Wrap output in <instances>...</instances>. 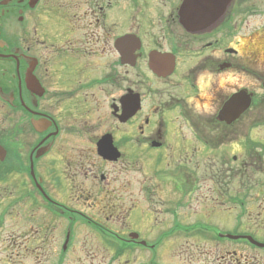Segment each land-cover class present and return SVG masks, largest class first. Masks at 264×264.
<instances>
[{
	"label": "flooded vegetation",
	"instance_id": "obj_1",
	"mask_svg": "<svg viewBox=\"0 0 264 264\" xmlns=\"http://www.w3.org/2000/svg\"><path fill=\"white\" fill-rule=\"evenodd\" d=\"M252 17L264 0H0V264H39L58 219L139 264H264Z\"/></svg>",
	"mask_w": 264,
	"mask_h": 264
},
{
	"label": "rangeland",
	"instance_id": "obj_2",
	"mask_svg": "<svg viewBox=\"0 0 264 264\" xmlns=\"http://www.w3.org/2000/svg\"><path fill=\"white\" fill-rule=\"evenodd\" d=\"M264 17H252L248 18L246 25H244V34L248 35L250 31H256L258 37L264 36V28L262 30L259 27H263ZM256 34V35H257ZM247 40L244 36V50L246 48ZM250 68V75L246 79L244 78V83L254 86L258 84L255 77L264 76V69L261 68ZM89 214L97 217L100 211L99 206L88 207L85 209ZM250 212L247 218H264V206H259V201H255L250 208ZM114 221L106 222V224L111 225ZM44 223H42L43 225ZM67 223L64 220L58 219L55 229V241H53L50 248L46 247L45 252L39 257V264H52L56 261V264H139L145 259V255L142 253L140 255H130L125 253L119 258H114L115 244L107 243L101 240L89 227H86L80 223H76L73 226L72 238L69 241L67 250L62 257L61 251L63 247V229H65ZM43 245V242L41 243ZM117 247V246H116ZM53 250L55 253L53 255ZM136 259V260H135ZM169 262L171 264H191L182 255H175L171 253L169 257ZM161 263H166V258L159 256L158 259ZM24 264H36V259L32 257H25Z\"/></svg>",
	"mask_w": 264,
	"mask_h": 264
},
{
	"label": "water",
	"instance_id": "obj_3",
	"mask_svg": "<svg viewBox=\"0 0 264 264\" xmlns=\"http://www.w3.org/2000/svg\"><path fill=\"white\" fill-rule=\"evenodd\" d=\"M263 86H264V83H263ZM252 96H253L252 93H249L247 89H244V111H246L251 106Z\"/></svg>",
	"mask_w": 264,
	"mask_h": 264
}]
</instances>
